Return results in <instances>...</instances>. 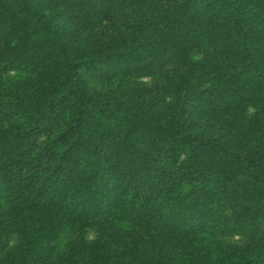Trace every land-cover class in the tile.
<instances>
[{"label":"trees","instance_id":"obj_1","mask_svg":"<svg viewBox=\"0 0 264 264\" xmlns=\"http://www.w3.org/2000/svg\"><path fill=\"white\" fill-rule=\"evenodd\" d=\"M0 264H264V0H0Z\"/></svg>","mask_w":264,"mask_h":264}]
</instances>
